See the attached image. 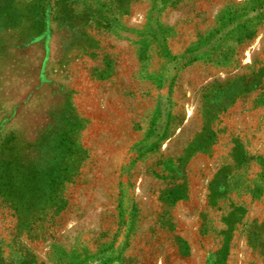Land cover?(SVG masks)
<instances>
[{"label":"rangeland","instance_id":"rangeland-1","mask_svg":"<svg viewBox=\"0 0 264 264\" xmlns=\"http://www.w3.org/2000/svg\"><path fill=\"white\" fill-rule=\"evenodd\" d=\"M0 264H264V0H0Z\"/></svg>","mask_w":264,"mask_h":264}]
</instances>
